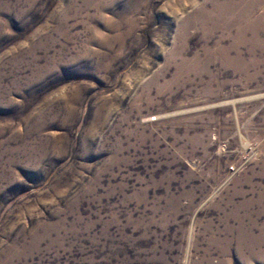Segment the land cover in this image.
Here are the masks:
<instances>
[{"label":"rangeland","instance_id":"1","mask_svg":"<svg viewBox=\"0 0 264 264\" xmlns=\"http://www.w3.org/2000/svg\"><path fill=\"white\" fill-rule=\"evenodd\" d=\"M0 264H264V0H0Z\"/></svg>","mask_w":264,"mask_h":264}]
</instances>
